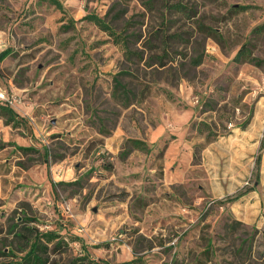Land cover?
I'll return each mask as SVG.
<instances>
[{"label": "rangeland", "instance_id": "374dc122", "mask_svg": "<svg viewBox=\"0 0 264 264\" xmlns=\"http://www.w3.org/2000/svg\"><path fill=\"white\" fill-rule=\"evenodd\" d=\"M59 1L0 0V252L26 225L59 264H264V0Z\"/></svg>", "mask_w": 264, "mask_h": 264}, {"label": "trees", "instance_id": "16d2710c", "mask_svg": "<svg viewBox=\"0 0 264 264\" xmlns=\"http://www.w3.org/2000/svg\"><path fill=\"white\" fill-rule=\"evenodd\" d=\"M46 1L49 4L54 5L56 8L62 10V4L59 0H41ZM82 19L93 23L101 31L105 32L111 37L114 44L121 46L125 52H129L127 37L116 30L112 23L106 19L105 16L100 17L94 13H88L82 17ZM73 20L69 19L68 24L64 27L68 28ZM262 27V26H260ZM211 32H215L211 30ZM5 55V52L0 53V60ZM200 58L194 60V63H200ZM233 60L239 62H254L255 57L250 53L247 44L243 43L236 51ZM115 84L120 85L119 80L114 77ZM0 118L5 125H9L12 128L18 127L23 121L22 118L13 110V108L7 103H0ZM131 147L138 150L148 151L150 148L138 139L129 140ZM6 143H0V148H3ZM18 150L22 152L31 151L32 148L27 146H16ZM33 221V219H28ZM17 227V225H16ZM1 231V230H0ZM76 239V238H74ZM15 242V244H13ZM68 242L63 239L59 232L56 230H44L41 231L34 226H20L15 232H13V240L10 242L7 250L1 251L0 255H9L15 259L10 264H59L58 258H60L62 249L67 247ZM99 247V246H96ZM7 264V263H2ZM66 264H144L141 257L135 256L130 260L108 263L101 260H95L88 256L87 252L82 251L79 255L71 257L67 260Z\"/></svg>", "mask_w": 264, "mask_h": 264}]
</instances>
